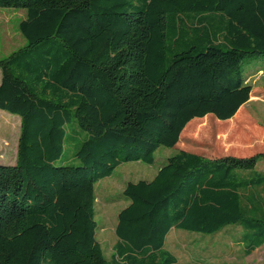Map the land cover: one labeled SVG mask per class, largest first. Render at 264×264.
<instances>
[{
	"label": "trees",
	"instance_id": "16d2710c",
	"mask_svg": "<svg viewBox=\"0 0 264 264\" xmlns=\"http://www.w3.org/2000/svg\"><path fill=\"white\" fill-rule=\"evenodd\" d=\"M26 11L25 45L0 59V109L20 117L15 163L0 164V264H177L172 229L239 226L245 256L264 244V150L208 157L184 147L200 120L233 125L264 55V0H0ZM73 119L71 124L68 122ZM78 165L55 166L69 127ZM128 182L108 260L96 238L95 184L125 162Z\"/></svg>",
	"mask_w": 264,
	"mask_h": 264
},
{
	"label": "rangeland",
	"instance_id": "374dc122",
	"mask_svg": "<svg viewBox=\"0 0 264 264\" xmlns=\"http://www.w3.org/2000/svg\"><path fill=\"white\" fill-rule=\"evenodd\" d=\"M21 8L0 7V59L25 45L18 25L25 18ZM242 76L254 87L252 97L242 108L233 125H221L215 120H200L185 132L184 147L208 157L225 155L246 156L264 150V55L244 61ZM1 80V71H0ZM71 119L68 124H71ZM20 117L0 109V164L12 165L16 160ZM72 138L54 161L55 166L78 165L74 157L85 133L76 126L69 127ZM179 151V147L160 146L154 154V162H125L116 167L110 176L95 184L96 238L104 256L109 260L117 241L115 226L118 213L130 200L123 195L128 182L151 180L167 159ZM256 171L264 172V158L256 163ZM264 194V192H263ZM242 233L239 226L228 225L214 234L190 232L172 228L164 248L177 259V264H264V244L245 256L238 242Z\"/></svg>",
	"mask_w": 264,
	"mask_h": 264
},
{
	"label": "crops",
	"instance_id": "0c3cea01",
	"mask_svg": "<svg viewBox=\"0 0 264 264\" xmlns=\"http://www.w3.org/2000/svg\"><path fill=\"white\" fill-rule=\"evenodd\" d=\"M156 175V174H155Z\"/></svg>",
	"mask_w": 264,
	"mask_h": 264
}]
</instances>
